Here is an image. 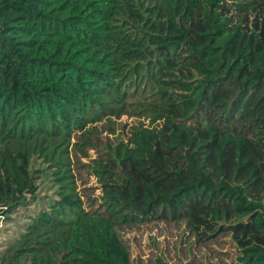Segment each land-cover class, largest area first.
I'll list each match as a JSON object with an SVG mask.
<instances>
[{"label": "trees", "instance_id": "trees-1", "mask_svg": "<svg viewBox=\"0 0 264 264\" xmlns=\"http://www.w3.org/2000/svg\"><path fill=\"white\" fill-rule=\"evenodd\" d=\"M122 115L147 123L92 167L93 212L70 143ZM36 172L55 198L0 264H134L119 229L159 222L264 264V0H0V221Z\"/></svg>", "mask_w": 264, "mask_h": 264}, {"label": "rangeland", "instance_id": "rangeland-1", "mask_svg": "<svg viewBox=\"0 0 264 264\" xmlns=\"http://www.w3.org/2000/svg\"><path fill=\"white\" fill-rule=\"evenodd\" d=\"M146 123L147 120L132 115L108 117L88 124L73 136L69 147L72 168L84 205L93 212H101L103 209L99 206V188L91 174L92 167L103 161L106 152L117 142L130 144L134 140L135 128ZM44 167L41 160L33 159L32 172ZM34 174L37 175L38 184L35 200L16 208L7 219L0 221V251L23 232L32 216L46 209L55 198V188L48 181L47 175L44 172ZM119 232L129 248L134 264L156 254L180 264H234L237 255L235 241L229 235L209 246L199 249L191 247V251L188 250V237L182 223L169 226L162 222L139 224L120 228ZM21 258L26 259V255Z\"/></svg>", "mask_w": 264, "mask_h": 264}]
</instances>
